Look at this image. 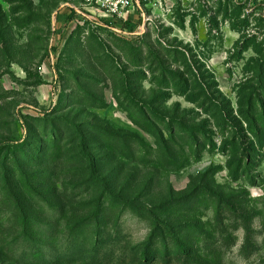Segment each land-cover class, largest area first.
Returning a JSON list of instances; mask_svg holds the SVG:
<instances>
[{"label":"rangeland","instance_id":"374dc122","mask_svg":"<svg viewBox=\"0 0 264 264\" xmlns=\"http://www.w3.org/2000/svg\"><path fill=\"white\" fill-rule=\"evenodd\" d=\"M77 2L0 0V264H264V0Z\"/></svg>","mask_w":264,"mask_h":264},{"label":"built area","instance_id":"2783aa9c","mask_svg":"<svg viewBox=\"0 0 264 264\" xmlns=\"http://www.w3.org/2000/svg\"><path fill=\"white\" fill-rule=\"evenodd\" d=\"M171 4L172 0H78L70 9L77 22H89L112 30L113 26L119 25L122 28L125 23L144 26L151 13H168Z\"/></svg>","mask_w":264,"mask_h":264},{"label":"trees","instance_id":"16d2710c","mask_svg":"<svg viewBox=\"0 0 264 264\" xmlns=\"http://www.w3.org/2000/svg\"><path fill=\"white\" fill-rule=\"evenodd\" d=\"M73 16H74V12L70 9L69 14L67 15V18L73 17ZM84 23L91 24L89 22H84ZM94 27H99L102 30L109 31V29L103 28L101 26H94ZM125 27L127 28L129 27V29H133L134 25H132L131 23H125L123 24L122 28H125ZM0 146L8 147V146H5L4 144H0ZM9 148L10 147H8L7 149L9 150ZM0 152H2V150ZM4 153H6V151ZM167 244L171 246L170 251L172 253L183 255L185 256L186 259L190 260L191 262L195 264H206V262L199 255H197L192 249L185 248L184 245L179 241V239L173 233H170L168 241H164L162 244H160L157 242V238L155 237L154 232L149 234V236L146 238V240L144 241V243H142L140 247V250H139L140 261L143 262L144 264H147L148 262L152 260L154 256L156 257L161 256L162 258L167 257V254L169 252V248L166 247ZM95 246L96 244L93 242L92 248ZM70 249L71 247L66 252H63L59 255L66 256L68 252L70 251Z\"/></svg>","mask_w":264,"mask_h":264}]
</instances>
